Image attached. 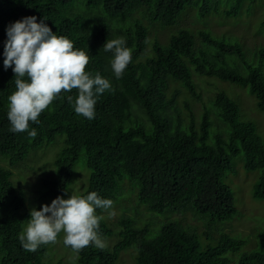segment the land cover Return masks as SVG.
Segmentation results:
<instances>
[{
  "label": "trees",
  "instance_id": "obj_1",
  "mask_svg": "<svg viewBox=\"0 0 264 264\" xmlns=\"http://www.w3.org/2000/svg\"><path fill=\"white\" fill-rule=\"evenodd\" d=\"M223 1L232 3L223 11L227 17L237 16L244 2L0 0V156L13 167L30 151L64 135L65 149L56 161V179L45 182L48 191L44 198H50L46 205L57 197L64 199L74 167L85 155L92 175L82 196L96 192L113 200L128 178L129 189L132 184L140 189L139 206L157 214H189L203 221L209 232L216 223L228 222L237 213L233 192L224 179L227 172H233L232 160L243 152L248 172L263 171L254 197L264 201V146L256 126L241 119L238 99L214 93L213 88L209 107L204 106L198 119L190 105L192 100H202L199 84L216 78L248 87L258 109L264 111V47L255 54L258 63L252 64L240 45L204 31L194 34L197 17L205 19L219 12ZM187 10L191 11L184 14ZM192 12L197 13L193 28H180L183 16ZM32 16L84 50L91 57L86 71L99 72L114 88L99 97L93 120L75 113L77 90L63 93L40 115L39 124H30V129L37 131L35 138L27 132L10 131L8 97L16 91L15 74L3 65L8 26ZM171 27L174 29L169 31ZM160 30L169 31L167 43L157 35ZM119 37L126 39L133 55L122 78L116 79L111 69L113 54L103 46ZM207 84L213 87L212 82ZM183 93L186 96L179 103ZM68 95L73 102L68 101ZM209 110L215 111L218 126ZM12 176L11 170L0 168V208L7 211L0 215V264H45L41 257L49 244L33 253L24 250L19 241L30 215L21 214L26 199ZM120 226L122 241L113 251L89 246L79 252L78 264H116L118 255L130 247L136 250V264H231L226 255L243 246L224 235L216 245L202 247L200 239L177 222L164 224L154 238H148L149 227L136 228L130 219L121 220ZM99 230L104 238L113 235L105 222H100ZM260 240L263 251L243 255L239 264H264V234Z\"/></svg>",
  "mask_w": 264,
  "mask_h": 264
},
{
  "label": "rangeland",
  "instance_id": "obj_2",
  "mask_svg": "<svg viewBox=\"0 0 264 264\" xmlns=\"http://www.w3.org/2000/svg\"><path fill=\"white\" fill-rule=\"evenodd\" d=\"M222 5L224 6L219 12H215L205 19L197 17L199 22L196 21L195 36H199L200 32L204 31L215 39L238 44L243 48L250 63L257 64L258 60L255 54L264 47V29L262 28L264 0H244L238 15L232 17L223 14V11L231 8L232 3L226 4L223 1ZM188 11L184 14H187ZM195 14L197 13L192 12L188 14V17L183 16L182 20H179L178 26L180 25V28H193L191 25L195 23ZM173 29L171 27L169 31ZM169 31L160 30L157 32L162 43H167L170 37ZM152 36L154 37V34ZM229 61L231 63L230 59ZM209 79L208 82H212L213 87L207 84V81L201 82L198 86L202 100L190 101L196 118H199L202 110L205 109V105L209 107V102L213 98V88L215 89L214 93L224 92L231 99H235L234 97L238 99L241 119L256 126L264 146V111L258 109L257 101L250 94L249 88L223 82L216 78ZM185 96V93L181 95L179 103H183ZM209 111L211 118L214 119V125L218 126L220 122L217 121L215 111ZM212 134L213 132H211V140ZM65 141L66 136H57L54 142L30 151L25 160L13 167L10 166L7 158L0 156V168L11 170L14 185L24 192L26 204L21 214L30 215L32 208L41 210V206L50 202V198H44L48 191L45 182L56 179V161L65 149ZM245 164V155L241 152L232 160L233 172H227L224 179V182L233 192L236 215L228 222L216 223L209 232L206 231L203 221L192 218L189 214L170 212L157 214L151 213L145 206L140 205L141 208L139 206V187L132 184V189H129L127 183L131 184V182L125 178L113 196V208L108 211L97 212L98 215L104 217L101 222H105L113 232L111 237L105 238L107 246L103 250L111 252L122 241L120 238L121 220L130 219L135 223L136 228L149 227L148 238L156 237L164 224L177 222L182 224L189 233L198 237L202 247L214 246L222 236L229 235L235 240L243 242L239 252L226 255L231 264H239V259L245 254L262 252L263 243L260 236L264 234V201L255 198L254 191L260 182L263 171L248 172ZM91 175L92 171L88 168L87 159L85 155H82L74 167L73 181L66 189L64 199H69L71 195H84L88 190ZM121 186H124V191H122ZM135 190L137 194H134ZM111 211L115 212L114 216L109 215ZM6 212V207L0 208V215ZM27 223L23 225L22 231ZM136 256L135 248L130 247L118 255L116 264H136ZM78 259V254L63 244V233L60 234L56 243H50L45 248L41 257L45 264H78Z\"/></svg>",
  "mask_w": 264,
  "mask_h": 264
},
{
  "label": "clouds",
  "instance_id": "obj_3",
  "mask_svg": "<svg viewBox=\"0 0 264 264\" xmlns=\"http://www.w3.org/2000/svg\"><path fill=\"white\" fill-rule=\"evenodd\" d=\"M37 17H24L7 28V40L3 51L4 69L11 68L15 74L16 91L9 97L7 118L10 131L27 132L35 138L37 131L30 124H39L40 115L63 93L77 90L73 107L77 115L88 120L95 119V105L106 91L114 92L109 79L99 72L93 75L86 71L91 57L63 35H56ZM111 52V69L116 79H121L132 62V49L126 39L119 37L107 40L103 46ZM73 102L71 95L67 96ZM113 201L99 197L96 192L86 196L71 195L69 199L57 197L51 205L32 208L30 219L19 235L24 250L36 252L41 246L54 244L63 233V244L73 252L95 246L104 249L107 244L100 233V222L104 219L97 209L108 211ZM114 216L115 212H109Z\"/></svg>",
  "mask_w": 264,
  "mask_h": 264
}]
</instances>
